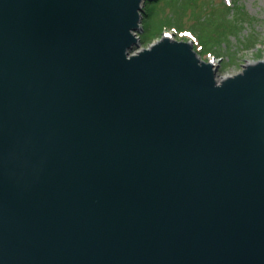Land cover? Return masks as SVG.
Wrapping results in <instances>:
<instances>
[{
  "label": "water",
  "instance_id": "obj_1",
  "mask_svg": "<svg viewBox=\"0 0 264 264\" xmlns=\"http://www.w3.org/2000/svg\"><path fill=\"white\" fill-rule=\"evenodd\" d=\"M144 1L0 0V264H264V64Z\"/></svg>",
  "mask_w": 264,
  "mask_h": 264
},
{
  "label": "rangeland",
  "instance_id": "obj_2",
  "mask_svg": "<svg viewBox=\"0 0 264 264\" xmlns=\"http://www.w3.org/2000/svg\"><path fill=\"white\" fill-rule=\"evenodd\" d=\"M146 1H152V0H145L142 10H144ZM194 1V4L192 7H189L188 10L183 13H176L173 8L170 6H167L166 2L164 1H158L157 5V12H158V18L162 19V23H175L176 26L182 27L183 30L179 32L177 29L167 28L161 35L160 38L156 39L155 42H158L162 38H164V35H172L171 38H177L179 40H183L182 42H188L191 43L193 46V49L195 52L198 53V51L201 49V44L198 43L199 38L198 35L200 34L199 31L195 30L196 32H191V28H196L198 23L200 21L206 22L208 19V22L210 24L209 29L207 31L210 32V35L214 40H212V43L210 46L213 49H217V43L221 39L224 41H227L223 35L221 34L223 32H227L228 30L225 27L229 28L230 24L227 23L225 20H223L222 25L220 26V23L216 21V19L213 21L212 18H208L211 15H217L221 14V11H226L227 8H231V12L227 17L229 19L235 18V16H240L241 18H244V29L241 31V34L239 37H235V35H230L228 45H231L232 52L235 53L236 57V63L227 69L225 71L221 70L222 63L219 62L218 53L215 51V54H209L206 57H202V61L209 63V61H215L216 63L219 62L220 67L218 70V76L217 80L220 81L224 77L234 76L243 71V67L257 62H263L264 61V0H192ZM188 4V3H187ZM235 7V9H233ZM243 12V15L241 14ZM244 15L246 17H244ZM142 15H141V27L142 25ZM238 19V18H237ZM218 26H220L221 30H218ZM143 31V30H142ZM176 33H178L176 35ZM229 34V32H228ZM142 35V32L138 34V37ZM198 40V41H197ZM249 42L253 41L254 44L250 46L247 49H242L240 47V42ZM153 42V41H152ZM148 44L147 46H142L141 48L146 49L151 44ZM198 43V45H196ZM226 44L223 43V46ZM209 47V45H206ZM240 47V48H239Z\"/></svg>",
  "mask_w": 264,
  "mask_h": 264
},
{
  "label": "trees",
  "instance_id": "obj_3",
  "mask_svg": "<svg viewBox=\"0 0 264 264\" xmlns=\"http://www.w3.org/2000/svg\"><path fill=\"white\" fill-rule=\"evenodd\" d=\"M159 0H152V1H146L145 7L143 10V19H142V35H140L139 39L141 42L142 46H147L150 44L152 41L158 39L161 37L162 33L167 29V28H172V29H177L179 32L183 30L182 27L176 26L175 23H162V19L158 18V12H157V5H158ZM161 1V0H160ZM166 2L167 6H170L173 8L177 14H183L185 13L189 7H192L194 4V1L192 0H162ZM188 3V4H187ZM235 9V7L233 8ZM231 8H227L226 11H221V14L217 15H211L208 18H212L213 21L216 19L217 22L220 23V26L223 23V20H225L227 23L230 24L229 28L225 27L228 31L223 32L221 36L226 38L227 41H224L221 39L220 41L216 42L217 43V49H213L210 44L212 43V36L210 35V32L207 31L209 29V22L208 19L206 22L200 21L198 23L196 28H191V32H196L195 30L199 31V43L201 44V49L198 51V54L202 57H206L209 54H215L214 52L216 51L218 53L219 58L222 63V68L221 70L225 71L228 67L234 65L236 63V57L235 53L232 52L231 45H228L229 42V36L230 35H235V37H239L241 34V31L244 29V18H241L240 16H235L233 19H229L227 15L231 12ZM243 15V12H241ZM244 17H246L244 15ZM238 18V19H237ZM220 26H218V30H221ZM210 30V29H209ZM229 32V34H228ZM228 42V43H227ZM223 43L226 45L223 46ZM254 44L253 41L249 42H240V47L242 49H247L250 46ZM206 45H209L207 47ZM239 47V48H240Z\"/></svg>",
  "mask_w": 264,
  "mask_h": 264
},
{
  "label": "bare ground",
  "instance_id": "obj_4",
  "mask_svg": "<svg viewBox=\"0 0 264 264\" xmlns=\"http://www.w3.org/2000/svg\"><path fill=\"white\" fill-rule=\"evenodd\" d=\"M262 64H264V61L262 62Z\"/></svg>",
  "mask_w": 264,
  "mask_h": 264
}]
</instances>
